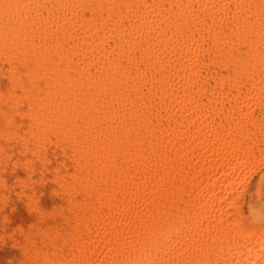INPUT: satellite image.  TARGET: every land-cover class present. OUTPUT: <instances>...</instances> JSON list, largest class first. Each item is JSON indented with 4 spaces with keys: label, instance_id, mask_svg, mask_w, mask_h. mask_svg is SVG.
Returning a JSON list of instances; mask_svg holds the SVG:
<instances>
[{
    "label": "bare ground",
    "instance_id": "1",
    "mask_svg": "<svg viewBox=\"0 0 264 264\" xmlns=\"http://www.w3.org/2000/svg\"><path fill=\"white\" fill-rule=\"evenodd\" d=\"M263 13L264 0H0V172L14 156L32 185L45 164L72 216L35 264H264V226L238 206L247 161L211 102L227 99L221 60L243 58L232 83L264 72Z\"/></svg>",
    "mask_w": 264,
    "mask_h": 264
},
{
    "label": "rangeland",
    "instance_id": "2",
    "mask_svg": "<svg viewBox=\"0 0 264 264\" xmlns=\"http://www.w3.org/2000/svg\"><path fill=\"white\" fill-rule=\"evenodd\" d=\"M260 12L261 10L258 13ZM257 22H259V20ZM261 24V26L264 27V24ZM252 25L255 26V23ZM254 26H247L249 30L248 35H251L250 33L254 31ZM250 28L252 30H250ZM235 32L238 35L233 32L230 33V30L229 32L226 31V33H229V37L230 34H234L231 36L233 39L228 37L230 41L227 42V44L231 43V45L235 44L234 46H236L237 42L235 41H238L239 44L240 39L238 37H240V35L242 37L245 30L241 28L240 31L236 30ZM228 39H226V41H228ZM216 44L218 48L221 49H219V51H222V54L224 52L223 46L226 43L222 46L220 45L221 41L218 39ZM250 48H254V46H250L247 48V51H244V57H247L249 54L248 56H253L252 59H254L255 54L253 51L249 50ZM235 50H237V48H235ZM216 58H218V60L221 59H219L218 56H216ZM222 59H224V57H222ZM223 61L224 60H221L222 64H220L222 65L221 71H226V76L224 73L223 75L225 79H227L228 84L226 83L227 85L224 87L226 92L223 93L227 99H224L223 95L222 99H224L228 105H224L221 102V97H217L213 94L214 97H212L213 99L211 98V102H214L212 103L213 108L216 107L215 109L217 110L214 109L213 111L215 112H212V115L216 118L217 126L220 129H225L228 137H237V141L234 143L235 148L237 151H240V156L242 155L245 157L247 161V165L243 168L244 170L242 169L239 171L240 178L237 181L240 190H242L241 188L244 190V193L242 192L243 190L241 191L243 198L239 201L240 204H238V206H240L239 210L241 215H243L242 217L247 219L244 221L245 225L251 228L253 226V219H256L261 226H264V224H262L264 223V111L261 112L263 110L262 108H264V106H262L264 105V72L260 73L264 71V66L260 67V69H262L259 72L260 74L256 73V76L252 75V77L247 76V73H244L242 70L244 75L238 73V76H235V84L232 83L231 77L237 73L238 70L236 67L240 69V67L244 65L243 58L237 53L235 57L232 56L231 59L229 58L227 65L226 61L225 64ZM257 76H259L260 79ZM257 83H259L260 86ZM234 84L240 88H235L236 86L230 87ZM220 88L216 90H221ZM240 90L242 91L240 92ZM252 97L254 98L252 99ZM246 98L248 99L246 100ZM243 100L248 102V104ZM238 101L240 102L237 104ZM243 103L244 105L246 104L247 107H243ZM250 109L251 111L254 110L252 114ZM14 117H18V115H14ZM0 119V127H2V131H0V145H3L2 142L10 144L12 136L9 134V131L12 129L2 120V117H0ZM252 119L255 123L257 121L258 124H256L260 127L255 126V128L253 124L251 128L255 129L248 131L246 128L251 126L252 123L250 122H252ZM240 120H242L241 125L238 124ZM24 166L25 165L19 164L14 156H10L9 158H5L4 168L2 172H0V180L4 185L3 188L0 187V193L3 195V200L0 199V264H35L36 260L39 259L36 248L40 247L38 251H42V246L44 244H53L60 239L63 241V236L65 237L69 232L70 226L72 227V216L68 205L65 203V199L66 201L68 199L67 195L55 184L56 178L53 173H48L45 164L42 165L40 167L39 177L35 173L33 176H36V178L32 176V185H30L21 181L25 178L24 171H27V167ZM32 186L35 187L34 192L31 190ZM258 211L260 213L262 212V215H259L260 213H258ZM256 227H258V222L256 223ZM51 244L49 245L52 248L53 245Z\"/></svg>",
    "mask_w": 264,
    "mask_h": 264
}]
</instances>
